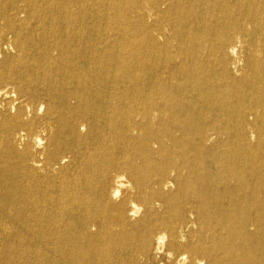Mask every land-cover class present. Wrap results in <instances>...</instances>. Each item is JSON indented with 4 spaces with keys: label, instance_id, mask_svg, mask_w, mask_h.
Masks as SVG:
<instances>
[{
    "label": "bare ground",
    "instance_id": "obj_1",
    "mask_svg": "<svg viewBox=\"0 0 264 264\" xmlns=\"http://www.w3.org/2000/svg\"><path fill=\"white\" fill-rule=\"evenodd\" d=\"M0 264H264V0H0Z\"/></svg>",
    "mask_w": 264,
    "mask_h": 264
}]
</instances>
